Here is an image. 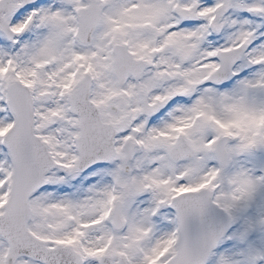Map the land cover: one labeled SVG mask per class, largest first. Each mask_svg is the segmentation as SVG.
Returning a JSON list of instances; mask_svg holds the SVG:
<instances>
[{
	"label": "snow or ice",
	"instance_id": "1",
	"mask_svg": "<svg viewBox=\"0 0 264 264\" xmlns=\"http://www.w3.org/2000/svg\"><path fill=\"white\" fill-rule=\"evenodd\" d=\"M0 264H264V0H0Z\"/></svg>",
	"mask_w": 264,
	"mask_h": 264
}]
</instances>
